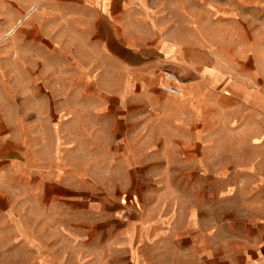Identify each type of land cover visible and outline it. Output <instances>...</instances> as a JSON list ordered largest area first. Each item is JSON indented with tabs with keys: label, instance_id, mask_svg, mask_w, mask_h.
I'll list each match as a JSON object with an SVG mask.
<instances>
[{
	"label": "rangeland",
	"instance_id": "374dc122",
	"mask_svg": "<svg viewBox=\"0 0 264 264\" xmlns=\"http://www.w3.org/2000/svg\"><path fill=\"white\" fill-rule=\"evenodd\" d=\"M0 123L45 177L21 220L76 264H234L264 235V0H0Z\"/></svg>",
	"mask_w": 264,
	"mask_h": 264
},
{
	"label": "crops",
	"instance_id": "0c3cea01",
	"mask_svg": "<svg viewBox=\"0 0 264 264\" xmlns=\"http://www.w3.org/2000/svg\"><path fill=\"white\" fill-rule=\"evenodd\" d=\"M7 140L14 141L11 149ZM22 143L21 136L16 139L0 132V264H76L72 256H78L77 249L42 236L35 225L21 220L23 214L38 212L34 207L39 205L40 197L45 198L41 190H26L27 183H44L45 177H40L39 160L31 161ZM234 264H264V235L256 244L248 245Z\"/></svg>",
	"mask_w": 264,
	"mask_h": 264
},
{
	"label": "built area",
	"instance_id": "2783aa9c",
	"mask_svg": "<svg viewBox=\"0 0 264 264\" xmlns=\"http://www.w3.org/2000/svg\"><path fill=\"white\" fill-rule=\"evenodd\" d=\"M166 80L164 82V89L173 94H179L182 90L180 86V78L174 70L168 69L164 74Z\"/></svg>",
	"mask_w": 264,
	"mask_h": 264
}]
</instances>
